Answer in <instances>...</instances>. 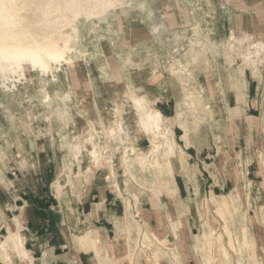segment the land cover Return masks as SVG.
I'll return each instance as SVG.
<instances>
[{
  "label": "rangeland",
  "instance_id": "1",
  "mask_svg": "<svg viewBox=\"0 0 264 264\" xmlns=\"http://www.w3.org/2000/svg\"><path fill=\"white\" fill-rule=\"evenodd\" d=\"M6 1L0 0V18L8 13L6 18L13 20L7 23L0 19V43L6 42L11 35L26 41L34 49L39 43H45L47 35L53 36L56 41H62L70 28L69 19L81 11L79 21L73 23L78 27L82 35L81 42L84 44L82 51L74 50V64L59 67L55 80H52L54 78L51 73L44 77L39 69L27 67L26 78L15 75L14 87L10 83L4 84L3 72H0V204L4 207L10 204V197H13L11 193L17 188L14 182L19 181L22 182L19 191L41 190L42 196L50 197L56 205L62 202L64 209L72 212L74 203L78 202L73 192L76 191L77 194L84 191L75 174L88 169L84 151H81L80 133L84 129L88 132V122L93 120L101 124L106 133V129L115 126L118 119L125 124L127 132L121 135L120 140H109L107 134L99 133L96 140L103 146L104 156L108 158L103 160L100 168L91 166L90 169L95 176L106 178L109 170L106 161L112 159L116 179H106L107 184L111 185L113 179L118 183L119 188H110L122 191L125 213L126 205L132 203L129 220H126L125 213L119 220L122 226L128 221L133 225L127 232L131 236L126 237L127 243L124 237L117 238L118 241L124 240L123 248L117 251L119 264H133L126 254L128 248L137 250L131 257V260L134 257V264H208L201 247L205 245V235H210L212 229L222 238L228 252L229 264H264V215L261 214L264 210V185L239 183L235 189L230 188L216 195L193 194L188 199L177 195L176 183L173 185L177 189H172L168 194L163 188V180H170L172 175L174 177L179 166L175 165L173 173L166 169L157 177L136 172L137 169L127 177L122 164L129 156L130 146H137L138 152L147 153L150 150L148 136L138 133L136 111L124 99L127 87L136 93L138 90L145 93L151 101L157 102L156 98L161 96L173 97L172 103L174 98L181 101L177 110H184L183 118L178 119L176 113L173 118L169 115L165 117L172 121L167 125L174 132L178 145L190 154L191 151L184 147V131L177 126L182 128L181 123H187L188 129L194 130L204 124L202 116L212 115L211 106L204 104L212 81L219 79V75L222 77L223 73L225 76L229 74L228 79L231 81V70L235 64L241 66V74L246 71L249 76L261 78L264 84V52L257 55V58H246L250 44L264 45V0ZM105 1L111 2L110 5L114 4L115 7L105 9ZM41 4L50 7L43 10L35 7ZM13 6L17 9L15 14L10 9ZM151 10L154 12L153 18L161 23L154 30L155 37L143 31L141 25L146 14L152 18ZM89 13L97 15L94 21L99 25L96 33L90 36L86 27L93 21L85 19L92 18ZM194 18L200 21L203 29L201 39L212 49L206 48L203 51L201 47L196 48L202 56L191 67L190 76L173 75L172 55L180 48L181 51L175 55L184 59L185 56L180 53L184 55L183 48L189 44L188 39L193 35L192 28L196 23ZM105 19L113 24L112 38L106 36L105 25L102 23ZM20 21L25 28L21 27ZM233 33L236 38L245 40L241 45L235 43L230 48L228 41ZM182 36L186 38L180 39ZM182 76L185 77V83L180 80ZM231 84L237 82L231 81ZM240 89V84L235 87L236 92ZM48 92L56 98L57 103L64 99L61 103L62 112L59 109L56 111L53 101L45 103L44 98ZM188 93H192L191 98L186 95ZM67 94L70 99L66 98ZM239 95L237 96L240 100ZM155 107L160 110L156 103ZM238 111L239 109L231 110ZM215 127L219 128V125ZM219 137L221 138L218 134ZM233 138L234 135H231V139ZM260 143L264 158V136H261ZM73 160L75 167L72 166L69 178L75 188L69 185L59 196L58 179L61 185H66L59 175L67 172ZM224 160L230 164L234 174V170L241 177L245 174L243 167L240 164L237 167L238 163L233 165L230 157L227 156ZM127 181L130 186L128 188ZM76 187L82 189L77 192ZM212 196L216 197V205L222 201L223 196L228 201H233L227 209L222 207L218 211L210 201ZM141 201L143 209L140 207ZM153 203L158 212L157 216L154 215ZM5 210L9 215L1 214L0 240L7 235L8 225L14 223L13 210ZM226 222L234 243L230 242L225 233ZM76 230L78 232L75 233L80 234L84 231ZM143 234L148 237L145 245H142ZM197 237L200 238L202 246L197 243ZM87 239L89 238L85 235L78 237L81 242ZM211 242L208 254L211 252L210 255L213 256L212 264H223V252L216 249L218 246L212 239ZM96 254L100 257V253ZM105 257L107 260L112 259L110 250ZM0 264H5L1 258Z\"/></svg>",
  "mask_w": 264,
  "mask_h": 264
},
{
  "label": "crops",
  "instance_id": "2",
  "mask_svg": "<svg viewBox=\"0 0 264 264\" xmlns=\"http://www.w3.org/2000/svg\"><path fill=\"white\" fill-rule=\"evenodd\" d=\"M153 15V11L152 18L146 14L141 25L143 31L155 37L154 30L161 23ZM240 67L234 64L231 70V81L237 84H231L229 74L225 76L224 73L210 83L204 104L211 106L213 113L201 117L204 124L200 126L197 137L191 138L192 144L184 146L191 151L190 154L186 152L188 164L185 169L178 168L174 174L177 195L182 198L190 199L193 194L216 195L230 188L235 189L239 183L264 185V158L260 146L261 136H264V84L261 78L249 76L246 71L241 74ZM146 72L150 74L148 70ZM239 84L241 89L236 92L238 88L235 90V87ZM203 85L206 86V83ZM172 98H156L160 111L171 118L174 113L177 114L181 102L174 98L172 103ZM235 109L239 111L231 112ZM217 124L219 128L215 127ZM231 135H234V140ZM227 156L233 165L238 163L237 167L240 164L246 171L242 177L235 170L233 173L230 164L224 160ZM104 179L95 176L90 190L74 194L78 202L74 203L70 213L64 209L62 202L56 205L50 197L42 196L41 190L19 191L22 182H14L17 188L11 193L10 204L6 207L0 204V217L7 214V208L13 210L14 218L21 219V233L33 264H119L117 251L123 248L124 240H117V224L121 222L125 206L122 191L110 188ZM140 207L143 209L142 201ZM76 229L84 231L82 234L75 233L78 232ZM87 233L90 239L78 240L79 236ZM109 250L112 259L107 260L105 255ZM96 252L100 253V257L96 256Z\"/></svg>",
  "mask_w": 264,
  "mask_h": 264
},
{
  "label": "bare ground",
  "instance_id": "3",
  "mask_svg": "<svg viewBox=\"0 0 264 264\" xmlns=\"http://www.w3.org/2000/svg\"><path fill=\"white\" fill-rule=\"evenodd\" d=\"M8 1H10V0H7L6 2H8ZM106 2L107 1L104 2L105 3V5H104L105 9H108L109 7H112V8L115 7L114 4L112 6L110 5L111 2L110 3L109 2L106 3ZM10 9L13 10L14 14L16 13L17 9L14 6L10 7ZM102 12H103V10H102ZM81 14H82L81 11H78L74 18L69 19V27L70 28L66 34V37L62 41H56V39L53 36L47 35V37L45 38V40H46L45 43H43V44L39 43L37 45V47L34 49L26 41L18 40L16 38V35H11L12 37L15 38V43L20 50L28 49L32 53H34L35 55L40 57V59L43 61L44 65H46L47 70H42L39 63L31 64L28 62H24V63L19 64L18 66H14V61L12 60L14 53L8 51V47H7L6 42L0 43V72H3L2 77H3L4 84L10 83V85L16 87L15 78H14L15 75L23 76V78L24 77L26 78L25 71H26L27 67L30 69H39L44 77H48L49 73H51L53 75L52 77L54 78L52 80H55V73L59 69V67L62 68L64 65L74 64L75 60L73 57V52H75L74 51L75 49L82 51L81 47H82V44H84L81 42L82 35L80 34L78 27L75 26L73 23L74 21H79V19H80L79 17ZM96 16L97 15H95V14L89 13V17H92V18H85V19L93 21L88 27H86V31L89 32V36L92 35L93 33H96L97 26H99L97 24V21H94L97 19V18H95ZM6 17H8V13H7V15L4 14V16L0 19L5 20V22H7V23L10 22L11 20H13L12 18L8 19ZM15 20H18V18H16ZM194 21H196L195 26L193 28L191 27L193 29V35L191 36V38L188 39L189 44L183 48L184 49V55L182 53H180L182 56H185V57H183L184 59L179 58L177 56L178 53L181 51L180 48L176 50L175 54H177V55H175L174 53H173L174 55H172V58L174 59L173 65H172L173 66V68H172L173 75L180 74V75H184V76L185 75L190 76L192 74V70H191L192 68L191 67L194 66L197 63V60L200 58V56H202L201 55L202 53H200V51L197 50L196 48L201 47L203 51L206 48L209 49L208 46L206 45L207 43H205V40L201 39L203 36L202 35L203 29L200 25V21H197L196 18H194ZM102 23L105 25L106 36H108V38H110V37L112 38V35H114V30L112 27L113 24L110 22L109 19H105L104 22H102ZM20 25H21V27L25 28L24 23H22L21 21H20ZM63 34H65V33H63ZM182 38H183V36L180 37V39H182ZM185 38H183V39H185ZM244 40H245V38H243L242 40L239 38H236V36L233 33L229 36V41H228L229 47L232 48V45H234L235 43H238L241 45ZM74 46H75V48H74ZM83 49H84V47H83ZM210 49H212V48L210 47ZM262 52H264V45L250 44L247 47L246 58H247V60H251L254 57L257 58V55H259ZM203 56H204V54H203ZM42 75H41V77H42ZM184 76L180 77V80L182 79L183 82L185 83V79H184L185 77ZM18 82H20V81H18ZM7 87L9 89L11 88L8 85H7ZM140 92L141 91L138 90L136 93L131 88L127 87V90L124 94V99L136 111L137 117H138V119L136 121L138 133L140 135L144 134L145 136H148V138H149L148 141L150 143V150L147 153H143V152H138L139 150H138L137 146H130L129 156L127 158H125L123 160V163H122L123 166H125V169H126L125 173H126L127 177H128L129 173L133 172V170H136V169H137L136 172L137 171L145 172L149 176H150V174H152V175H155L156 177H157V175L160 176V173L163 174V171L166 169H169L170 172L173 173V169H174L175 165L179 166V168H181V169H185L186 164H188L187 159H186V152H184L181 149V147L178 145V143L176 142L174 132H172L168 128L167 124L169 123V121H171V119L165 117L163 115V113L155 107V103H156L155 101H151L150 99H148V97L146 96L145 93H140ZM186 95L189 96V98H191L192 93H188ZM66 98L70 99L71 97L69 94H67ZM189 98L187 97L188 100H189ZM44 100H45V103L53 101V103L55 104V107H56L55 108L56 111H57V109H59L58 111L62 112L61 111L62 110L61 103L64 99L60 103H57L56 98L55 97L53 98V96L50 94V92H48V93H46ZM89 111H91V110H89ZM184 114L185 113H184L183 109H178L176 117L178 119L183 118ZM175 122H177V121H175ZM255 123L258 125L257 119H255ZM186 124L181 123L182 129L184 131V135L182 136V139L186 142V146H188L189 144H192V142H191V138L193 137L192 135L197 137L196 134L199 131L200 127L196 128L194 130H190V129H188V126ZM88 125H89L88 132L86 129H84L80 133V140L82 143L81 151L82 150L84 151L83 153H84L86 160H87L88 169L86 172L80 171L79 173L75 174V178L78 179L77 182L86 191L90 190V188H91L92 178L94 177V179H95V175L91 171L90 167L94 166L97 169L100 168L102 166L103 160L105 161L106 157H107V156H104L105 149L96 140L97 135L99 133H101V132L105 133L104 128H102L101 124H98L97 121H95V120L89 121ZM124 125L125 124H123L122 121L117 119L115 126H111V127L106 129L105 134H107V137L110 138V139L109 138L108 139L109 140H111V139H114V140L119 139L120 140L121 135H123L127 132V130H126L127 127L125 128ZM105 139H106V137H105ZM201 142H202V140H201ZM74 158H75L74 160H76L77 156H75ZM74 160L72 162H70L71 165L68 168L67 172H61L59 175L60 176L59 178H61V180H64L66 182V185L68 184L67 186L61 185L59 183V179H58L59 188H58L57 194H59V196L62 195L63 190L65 188H68L69 185L71 186V188H73V189L75 188L74 187L75 185L72 184L73 182L69 178V173L72 172V166H74ZM106 162H108V164H109V170H108V175H107L106 179L107 180H111V178L116 179L112 159H110L109 161H106ZM64 166H66V164ZM79 168H80V166H79ZM1 178H3V177H1ZM106 179H104V180H106ZM114 179L112 180L113 182L110 183L111 184L110 187L119 188L118 183ZM137 181H139L138 178H137ZM157 181H159V178ZM162 184H163V188L167 194L172 189L173 190L177 189L176 186L173 185V184H175L173 175L170 178V180H166V179L163 180ZM126 185H127V188L130 187L129 181L126 182ZM78 187H76L77 192H79L82 189V188H78ZM129 191H130V189H129ZM75 192H73V194H75ZM215 198L216 197H214V196H212L210 198L211 203L213 202L215 204V202H216ZM206 200H207V198H206ZM232 201H233L232 199H230V201H228L227 197L223 196L222 201L217 205L215 204V206L218 208L216 210L219 211L222 207L227 209V206H230V202H232ZM131 204L128 203L126 205V213H125L126 214V216H125L126 220H129L128 219L129 214L130 215L132 214L131 210H130V208H132ZM153 207H154L153 208L154 209V215L157 216L158 212L155 208L154 203H153ZM137 210H139L138 207H137ZM140 211H142V210H140ZM218 214L220 215V217L222 219L225 220V217L221 213H218ZM261 214L264 215V210H262ZM201 215H202V218L204 221L205 218H204L202 213H201ZM257 217H260V216H257ZM12 222H14V223L8 225L7 235H5L0 240V258L2 259V261L5 264H19V263H21V264L22 263L23 264H33L34 263L32 260L33 258L30 257V254L25 247V242H24L25 240L21 235V228H22L21 219L18 217H15L12 220ZM117 226H118L117 227V238L124 237L126 240V237H131L129 234L127 235V232L130 231L132 229V226H133L131 221H128V223H125L124 226H122L120 223H118ZM243 230H244V228H243ZM244 231H246V230H244ZM225 233L228 235L230 242L234 243L233 238H232V234L228 228L227 222L225 223ZM85 236L90 239V234L87 233ZM142 237L144 239V244H142V245H145L146 241L148 240V237L145 234H143ZM127 239H129V238H127ZM196 239H197L196 240L197 243H199L200 246H202V244L200 242V238L197 237ZM211 239L214 241L213 243L217 244L218 248H216V249L220 250V252H223L224 260H225V261H223V264H229V257H228L227 249L222 242V238L220 236H218L215 229L211 230L210 235H205V238H204L205 245H204V247L203 246L201 247L203 253L206 255L207 263L208 264L213 263V256L210 255L211 252H210V254H208L209 249H210V247L208 249V246L211 245V243H212ZM125 243H127V240ZM229 245L231 246L232 244L229 243ZM136 253H137L136 249L130 250L128 248V250H126V254H127L128 258H130V261L133 262V264H134L135 260L132 261L134 257L132 258V260H131V257ZM156 262H158V261L156 260Z\"/></svg>",
  "mask_w": 264,
  "mask_h": 264
},
{
  "label": "snow or ice",
  "instance_id": "4",
  "mask_svg": "<svg viewBox=\"0 0 264 264\" xmlns=\"http://www.w3.org/2000/svg\"><path fill=\"white\" fill-rule=\"evenodd\" d=\"M35 7L43 10V9H46L47 7H50V5L41 4V5H37ZM6 44L8 47V51L14 53V55L12 57V60L14 61V66H18L19 64L24 63V62H28L31 64L39 63L42 70H47L46 65H44V63L40 59V57H38L37 55H35L34 53H32L28 49L20 50L15 43L14 37H12V36L7 37Z\"/></svg>",
  "mask_w": 264,
  "mask_h": 264
}]
</instances>
